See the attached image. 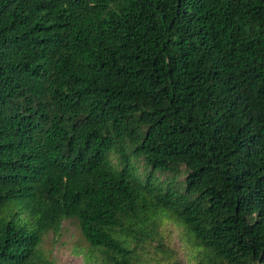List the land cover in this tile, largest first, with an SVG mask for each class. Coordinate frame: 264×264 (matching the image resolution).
<instances>
[{"label":"trees","instance_id":"obj_1","mask_svg":"<svg viewBox=\"0 0 264 264\" xmlns=\"http://www.w3.org/2000/svg\"><path fill=\"white\" fill-rule=\"evenodd\" d=\"M163 215L189 264H264V0H0V264L67 219L144 264Z\"/></svg>","mask_w":264,"mask_h":264},{"label":"rangeland","instance_id":"obj_2","mask_svg":"<svg viewBox=\"0 0 264 264\" xmlns=\"http://www.w3.org/2000/svg\"><path fill=\"white\" fill-rule=\"evenodd\" d=\"M128 152V151H127ZM130 154V152H128ZM118 155L112 153L116 162ZM135 167V175L145 180L149 170L142 160L130 157ZM157 185L163 182L162 188L175 181L172 176L155 173ZM184 174L177 177V182H183ZM144 264H189L192 255L191 241L185 229L169 220L166 215L156 220L155 232L145 239ZM40 249L52 264H102L99 252L92 249L82 237L78 223L73 219L64 220L58 233L49 232L43 239Z\"/></svg>","mask_w":264,"mask_h":264}]
</instances>
